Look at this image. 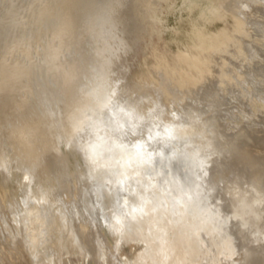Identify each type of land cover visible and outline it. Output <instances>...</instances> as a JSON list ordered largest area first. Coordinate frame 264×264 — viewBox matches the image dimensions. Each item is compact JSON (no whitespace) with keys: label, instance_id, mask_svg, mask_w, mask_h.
<instances>
[{"label":"rangeland","instance_id":"rangeland-1","mask_svg":"<svg viewBox=\"0 0 264 264\" xmlns=\"http://www.w3.org/2000/svg\"><path fill=\"white\" fill-rule=\"evenodd\" d=\"M0 264H264V0H0Z\"/></svg>","mask_w":264,"mask_h":264},{"label":"clouds","instance_id":"clouds-1","mask_svg":"<svg viewBox=\"0 0 264 264\" xmlns=\"http://www.w3.org/2000/svg\"><path fill=\"white\" fill-rule=\"evenodd\" d=\"M120 127H123V125H120ZM157 136H160V133H156ZM165 138L172 140L176 139L174 135V129L167 128L165 130V133L163 134ZM151 139V138H150ZM117 147H122L120 145H117ZM186 149L190 148L191 145H186ZM135 152L133 156L130 158L129 163H136L137 165H143V164H150L152 162L153 156L150 152H147L146 149H143V145L140 143H137L134 145ZM110 151L111 149H106V141L103 139V137H97V141L93 144L88 145V151L91 156L95 158H99L103 155L104 151ZM175 156V152L172 154ZM185 157V161L188 167V170L195 174V170L198 168L200 171L204 170V167L206 165V160H203L200 158V154L198 151H192L188 152L185 151L183 153ZM207 175V173H205Z\"/></svg>","mask_w":264,"mask_h":264},{"label":"bare ground","instance_id":"bare-ground-1","mask_svg":"<svg viewBox=\"0 0 264 264\" xmlns=\"http://www.w3.org/2000/svg\"><path fill=\"white\" fill-rule=\"evenodd\" d=\"M196 1H197V0H196ZM136 2H137V1H136ZM208 7H209V5H208ZM210 8H211V7H210ZM216 8H217V7H216ZM203 16H204V15H203ZM203 16H202V17H203ZM207 17H208V16H207ZM209 19H210V18H209ZM200 28H201V27H200ZM201 29H202V28H201ZM203 29H204V28H203ZM203 33H204V31H203ZM203 33H202V34H203ZM209 33H210V32H209ZM202 34H201V35H202ZM212 38H213V36H212ZM197 39H198V38H197ZM206 39H207V37H206ZM202 40H203V41H202ZM200 42H204V43L206 42V40L204 39V37L200 36ZM7 49H8V48H7ZM217 55H218V54H217ZM218 57H219V56H218ZM213 58H214V56H213ZM7 59H8V58H7ZM210 60H211V59H210ZM213 60H215V59H213ZM211 61H212V60H211ZM220 65H221V64H220ZM218 66H219V65H217V67H218ZM222 67H223V66H222ZM219 68H221V67H219ZM227 68H228V67H227ZM198 69H199V67H198ZM193 70H194V69H193ZM206 71H208V70H205V72H206ZM213 71H214V70H213ZM215 71H216V69H215ZM226 71H227V70H226ZM226 71L224 72V73H225V76H226ZM190 72H191V71H190ZM200 72H202V71H200ZM211 72H212V71H211ZM211 72H209V73H211ZM217 72H218V71H217ZM229 72H230V71H229ZM209 73H208V74H209ZM211 74H212V73H211ZM216 75H218V74H216ZM207 77H208V76H207ZM216 77H217V76H216ZM204 78H205V77H204ZM211 78H212L211 80H213V78H215V77H213V75H212ZM219 78H220V77H218V78H216V79H219ZM225 78H226V77H225ZM208 85H209V84H208ZM78 88H79V87H78ZM78 88H77V89H78ZM173 96H174V95H173ZM144 101H145V100H144ZM133 111H134V110H133ZM139 114H140V113H139ZM141 114H144V113H141ZM147 115H148V114H147ZM134 116H135V115H134ZM149 136H150V138L153 137V131H152L151 133H149ZM256 141H257V140H256ZM256 141H255V142H256ZM252 147H253V146H252ZM260 150H261V149H260ZM246 152H247V151H246ZM259 153H260V151H259ZM247 163H248V162H247ZM165 175H166V174H165ZM167 188H168V187H167ZM167 188H166V189H167ZM173 188H174V187H172V189H173ZM169 190H170V189H169ZM160 196H161V195H160ZM172 198H173V197H172ZM165 199H166V197H165ZM157 200H158V199H157ZM163 200H164V199H163ZM174 204H175V203H174ZM173 206H174V205H173ZM177 207H178V206H177ZM33 212H34V211H33ZM36 215H37V214H36ZM30 217H31V216H30ZM35 217H36V216H35ZM37 217H38V216H37ZM39 220H40V219H39ZM47 221H48V219H47Z\"/></svg>","mask_w":264,"mask_h":264}]
</instances>
